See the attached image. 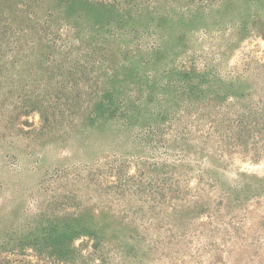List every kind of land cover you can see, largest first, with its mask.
Listing matches in <instances>:
<instances>
[{"label": "rangeland", "instance_id": "rangeland-1", "mask_svg": "<svg viewBox=\"0 0 264 264\" xmlns=\"http://www.w3.org/2000/svg\"><path fill=\"white\" fill-rule=\"evenodd\" d=\"M0 264H264V0H0Z\"/></svg>", "mask_w": 264, "mask_h": 264}]
</instances>
